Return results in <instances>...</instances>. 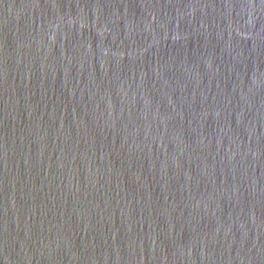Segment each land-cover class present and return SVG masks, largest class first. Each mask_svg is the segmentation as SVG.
<instances>
[{
    "label": "water",
    "instance_id": "1",
    "mask_svg": "<svg viewBox=\"0 0 264 264\" xmlns=\"http://www.w3.org/2000/svg\"><path fill=\"white\" fill-rule=\"evenodd\" d=\"M0 264H264V0H0Z\"/></svg>",
    "mask_w": 264,
    "mask_h": 264
}]
</instances>
